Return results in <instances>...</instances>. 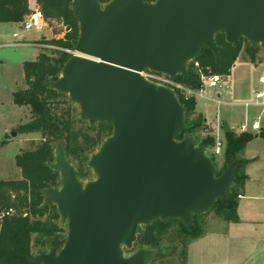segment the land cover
<instances>
[{"label":"water","instance_id":"water-1","mask_svg":"<svg viewBox=\"0 0 264 264\" xmlns=\"http://www.w3.org/2000/svg\"><path fill=\"white\" fill-rule=\"evenodd\" d=\"M71 7L80 35L50 86L67 94L90 126L113 129L88 158L94 177L86 181L65 140L56 141L49 166L59 172V186L45 190L40 207L57 206L67 238L33 260L150 264L159 248L132 251L144 227L173 218L191 225L194 214L229 198L243 163L232 158L218 176L206 146L190 132L177 138L186 112L176 90L144 72L188 76L205 47L219 58V33L234 46L241 38L264 45V0H72ZM223 129L230 130L227 122Z\"/></svg>","mask_w":264,"mask_h":264},{"label":"trees","instance_id":"trees-1","mask_svg":"<svg viewBox=\"0 0 264 264\" xmlns=\"http://www.w3.org/2000/svg\"><path fill=\"white\" fill-rule=\"evenodd\" d=\"M29 1L0 0V22L24 21V17L31 12ZM36 1L42 5L47 19L61 21L69 27V30L62 38L41 40L57 48L53 50L55 55L40 53L37 60L25 62L27 87L13 93V101L16 105L28 106L30 109L29 121L21 123L18 130L25 133L38 132L42 138L34 149L24 151L17 157V165L22 168V179L0 180L1 186L10 188L15 193L14 197L9 195L11 200L9 205L19 203L26 208L22 214L0 218V264H42L33 260L36 254L53 247L60 249L64 245L67 238V222L61 218L57 206L52 203L45 209L40 207L45 199V190L59 186L60 174L49 166V163L54 161L56 141L60 138L65 140L67 156L77 167L79 178L84 181L90 179L89 174L92 171L87 165L88 158L113 129L108 123L90 126L87 121L80 118V109L70 101L69 96L50 86L53 77L61 74L64 64L73 55L69 50H75L80 27L73 16L72 0ZM100 1L106 3L109 0ZM216 41L221 46L219 58L211 48L205 47L201 54L190 62L188 76L178 75L174 80L191 90H200L203 87V81L195 66L196 61L205 72H208V68L212 69L211 74L230 75L231 68L242 53L243 47L251 59L255 58L259 49V44L253 46L246 38H241L240 45L234 46L221 33L216 35ZM176 92L186 112L184 129L177 138L182 139L185 132H190L195 138V133L204 126L206 120L201 114H197L195 95L187 94L178 88ZM224 132V167L221 170L216 168V174L221 175L232 158L238 163H243V167L237 170V179L231 188L229 198L226 201L218 199L211 209L223 220L237 223L240 222L239 199L244 195L240 189L245 187L249 178L245 171L248 160L239 157V154L246 149L256 135L249 131L240 134L234 130ZM262 135L264 136L263 132ZM196 142L206 146L208 151H212L216 137L209 132L201 143L197 140ZM212 154L211 156L215 159ZM41 212H44V216H41ZM205 225L204 213L194 214L191 225H186L183 221L174 218L166 221L157 219L144 227L132 251L141 246L159 248L160 253L150 262L155 264L159 258L175 251L163 244L168 235H172L183 243L181 253L187 259V246L191 241L206 234Z\"/></svg>","mask_w":264,"mask_h":264},{"label":"rangeland","instance_id":"rangeland-1","mask_svg":"<svg viewBox=\"0 0 264 264\" xmlns=\"http://www.w3.org/2000/svg\"><path fill=\"white\" fill-rule=\"evenodd\" d=\"M35 8L43 10L40 3H37ZM46 20L48 26L42 31H26L24 24L21 23H0V34H8L4 37L0 36V127L14 122L17 125L15 129L9 127L8 138L13 140L9 142L3 153L4 161L11 159L13 153L34 149L42 138L38 132L25 133L18 130L21 123L29 121L30 109L28 106L14 105L13 93L27 87L25 62L37 60L40 53L55 55L53 50L57 48L41 42L42 37L62 38L69 30V27L61 21L47 18ZM14 32L18 33L17 37L12 36ZM19 40L28 41L30 44H15ZM243 49L231 68L230 75L221 85L207 86L202 96L194 94L198 109L204 113L209 122L218 124L220 128L221 125L223 128L225 122H229L232 130L238 134L242 132L239 126L245 123L250 125V131H254L251 125L255 119H259L264 128V106L255 103L256 92L264 90V83L260 81V77L264 74V45L259 44L254 59H251ZM69 51L75 53L73 50ZM207 70L208 72L203 70L204 74H211L212 69L207 68ZM74 108L77 113L76 107ZM197 114L200 113L197 111ZM204 115L202 116L205 119ZM203 127L195 133L198 143H201L209 132L214 134V127H211L208 121H205ZM13 132H17L14 137H12ZM221 132L223 133L222 130ZM256 132L260 134V131ZM222 137L225 141V135L222 134ZM24 138L28 140L25 141ZM211 152L208 151L210 155ZM224 153L225 147L222 155L212 154L218 170L224 167ZM239 157L249 160L245 171L250 175L246 187L240 189L244 194L239 199L240 222H227L210 209L204 212L206 234L189 243L187 259L181 253L183 243L168 235L163 244L175 251L159 258L155 264H264V136L259 135L250 141ZM89 177H94L93 171L90 172ZM11 207L14 209L12 214H22L26 209L19 203L7 209Z\"/></svg>","mask_w":264,"mask_h":264},{"label":"built area","instance_id":"built-area-1","mask_svg":"<svg viewBox=\"0 0 264 264\" xmlns=\"http://www.w3.org/2000/svg\"><path fill=\"white\" fill-rule=\"evenodd\" d=\"M23 24H24V29L26 31H31V30L42 31L45 27L48 26V21L46 20L44 11L40 8H35L28 15V17L25 19ZM195 66L197 67V69L201 75V79H202L203 84H204L203 86H205V87H202L200 90H191V89L185 87L183 84L175 81L174 78H171L165 74H160V73H156V72L148 70V71L144 72V75L151 80L169 85V86L173 87L175 90H176V88H178V89L184 90L187 94H190V95L196 94V95H201V96H202L204 89L207 86L218 87L219 85H221V83L224 82L225 78L228 76V75H222V74H208V75L204 74V72H203L202 68L200 67V64L198 61L195 62ZM260 81L262 83H264V74L260 77ZM255 103L264 106V90L256 92ZM239 128L242 132L249 131L250 125L245 123V124L240 125ZM251 128H252V130H257V131L264 130L259 119L254 120V122L251 125ZM221 130H223L222 126H221V128L220 127L214 128V131H213L214 132L213 135H215V137H216V143L212 148V152L215 155H222V153L224 152L225 141L220 135ZM13 212H14V209L11 207V208L5 210L4 212H2L0 215V218H2L4 216L12 215Z\"/></svg>","mask_w":264,"mask_h":264},{"label":"crops","instance_id":"crops-1","mask_svg":"<svg viewBox=\"0 0 264 264\" xmlns=\"http://www.w3.org/2000/svg\"><path fill=\"white\" fill-rule=\"evenodd\" d=\"M36 5H37V1L36 0H30L29 1V7H30V9H31V12L33 11V9H34V7H36ZM30 12V13H31ZM29 13V14H30ZM29 14H27L25 17H24V21H25V19H26V17H28V15ZM24 21H22V22H0L1 24H11V23H21V24H23L24 23ZM6 35H8L7 33H2V34H0V36H6ZM12 36H14V37H17L18 36V33L17 32H14L13 34H12ZM43 39H48L49 37L48 36H43L42 37ZM15 44H17V45H27V44H30L28 41H18V42H16ZM24 73V72H23ZM218 101V100H217ZM219 102V101H218ZM13 104L14 105H16L14 102H13ZM197 111L200 113V114H202V115H204V113L202 112V111H200L199 109H198V105H197ZM204 117H205V120L206 121H208V123L210 124V126L211 127H214V128H217V127H219V125L218 124H214L213 122H209V120H208V118L204 115ZM21 123V122H20ZM228 123V125H229V127H230V130H232V128H231V126H230V124H229V122H227ZM222 126V125H221ZM224 126V125H223ZM9 127L12 129H15V128H17V125L15 124V122L13 123V124H9V125H7V126H5V127H0L1 129H0V180H6V181H9V180H15V181H18V180H21L22 178H23V173H22V168L21 167H19L18 165H17V157H18V155L19 154H21L22 153V150L21 151H19V152H17V153H13V154H11L12 156V158L11 159H7V161H4L3 160V153H4V151L7 149V146H8V144H9V142L11 141V140H13V139H10V138H8V131H9ZM213 128V129H214ZM223 131V133L221 132L220 133V135H221V137H222V134L223 135H225V132H224V129L222 130ZM241 131V130H240ZM257 130H254V131H250L249 130V132H252V133H254L255 135H256V137L257 136H259V135H261L262 136V132L264 131V130H262V131H260V134H258L257 132H256ZM264 133V132H263ZM15 135H12V137H14ZM223 138V137H222ZM25 139V138H24ZM28 139H25V141H27ZM248 160V159H247ZM249 161V160H248ZM248 175V174H247ZM249 177H250V175H248ZM247 185V184H246ZM246 185H245V187H246ZM9 195H12L13 197L15 196V193H14V191H12L10 188H6V187H4V186H1L0 185V213L3 211V210H5V209H7L10 205H9V202H11V200L9 199ZM242 196H244V195H242Z\"/></svg>","mask_w":264,"mask_h":264}]
</instances>
